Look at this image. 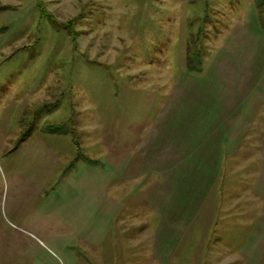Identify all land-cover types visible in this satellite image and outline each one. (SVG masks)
Returning <instances> with one entry per match:
<instances>
[{
    "label": "rangeland",
    "instance_id": "obj_1",
    "mask_svg": "<svg viewBox=\"0 0 264 264\" xmlns=\"http://www.w3.org/2000/svg\"><path fill=\"white\" fill-rule=\"evenodd\" d=\"M0 264H264V0H0Z\"/></svg>",
    "mask_w": 264,
    "mask_h": 264
}]
</instances>
